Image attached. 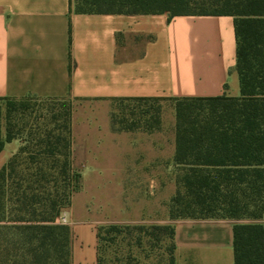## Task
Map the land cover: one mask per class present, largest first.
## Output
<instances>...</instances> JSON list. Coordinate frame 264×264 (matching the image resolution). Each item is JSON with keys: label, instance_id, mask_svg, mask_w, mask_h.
Here are the masks:
<instances>
[{"label": "crops", "instance_id": "0c3cea01", "mask_svg": "<svg viewBox=\"0 0 264 264\" xmlns=\"http://www.w3.org/2000/svg\"><path fill=\"white\" fill-rule=\"evenodd\" d=\"M236 63L233 15L82 13L70 0H0V97L99 102L96 125L83 126L77 144L73 131V164L77 156L93 169L90 182L131 183L127 218L118 206V222H148L142 213H163L154 222L174 226L175 264H235V221L171 219L175 108L171 126L119 132L111 125V103L118 97L239 96ZM21 143L6 142L0 169ZM169 182L173 192L162 194ZM80 194L61 213L73 232L72 264H97L92 196L86 187Z\"/></svg>", "mask_w": 264, "mask_h": 264}, {"label": "trees", "instance_id": "16d2710c", "mask_svg": "<svg viewBox=\"0 0 264 264\" xmlns=\"http://www.w3.org/2000/svg\"><path fill=\"white\" fill-rule=\"evenodd\" d=\"M75 10L234 16L241 95L170 99L175 103L178 173L169 216L234 220L235 264H264V0H77ZM1 98L14 102L5 123L0 121V153L6 142L22 143L0 169V264H72L73 232L59 222L81 180L73 165L72 111L36 108L25 99L40 98L35 96L20 103ZM162 100L118 97L113 102ZM138 108L113 110V130L153 132L162 126L160 107ZM151 228L158 239L172 238L170 264H175L174 226ZM110 230L122 227L111 225Z\"/></svg>", "mask_w": 264, "mask_h": 264}, {"label": "rangeland", "instance_id": "374dc122", "mask_svg": "<svg viewBox=\"0 0 264 264\" xmlns=\"http://www.w3.org/2000/svg\"><path fill=\"white\" fill-rule=\"evenodd\" d=\"M72 7L77 8V0H73ZM191 9L201 10V8L191 7ZM210 9V8H209ZM211 10V9H210ZM20 103L19 99L16 98ZM32 106L36 108L49 107L55 110H64L66 107L72 111V123L74 124V143H79L82 138V127L86 125H96L97 112L101 110L100 104L97 101H86L80 99L66 98H25ZM13 100L0 99V121L5 123V113L7 108L13 103ZM120 102L114 101L111 103V112L119 109L122 106H136L141 109L146 106H155L161 108L162 124L171 126L173 124V108L175 103L172 100H162L158 102ZM142 105V106H141ZM164 118V122H163ZM76 132V133H75ZM87 136V135H86ZM74 168L81 173V180L78 190L74 193L80 196L83 189H90V207L91 216L95 220L97 233H99V255L101 264H170L171 245L173 240L168 235H163L161 239L156 238L151 234V226L155 223L154 220L165 217L161 214L142 213V219L149 220L141 223L118 222L119 214L118 206L127 218L128 209V189L131 183L128 182H112V181H93L91 179V170L89 165L83 163L76 156L74 160ZM84 175V177H83ZM144 185V183H140ZM172 183H167V187L162 189V194L170 195L173 192ZM75 203L78 204L79 197H74ZM141 203H144V197L140 198ZM148 208H146V211ZM143 211V208H142ZM170 215V214H169ZM168 215V216H169ZM111 225H119L121 231L110 230ZM137 225H145L146 230L137 228ZM172 225V224H171ZM128 226V227H127ZM127 227V228H125Z\"/></svg>", "mask_w": 264, "mask_h": 264}, {"label": "built area", "instance_id": "2783aa9c", "mask_svg": "<svg viewBox=\"0 0 264 264\" xmlns=\"http://www.w3.org/2000/svg\"><path fill=\"white\" fill-rule=\"evenodd\" d=\"M59 222L67 224L68 219H67V217L65 215H60Z\"/></svg>", "mask_w": 264, "mask_h": 264}]
</instances>
